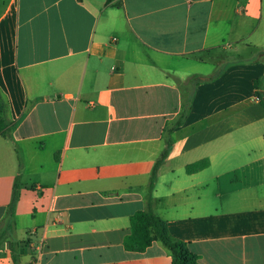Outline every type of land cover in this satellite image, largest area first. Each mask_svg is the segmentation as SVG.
<instances>
[{
	"label": "crops",
	"instance_id": "1",
	"mask_svg": "<svg viewBox=\"0 0 264 264\" xmlns=\"http://www.w3.org/2000/svg\"><path fill=\"white\" fill-rule=\"evenodd\" d=\"M262 52L264 0H0V264H171L123 247L147 209L199 264H264Z\"/></svg>",
	"mask_w": 264,
	"mask_h": 264
},
{
	"label": "trees",
	"instance_id": "2",
	"mask_svg": "<svg viewBox=\"0 0 264 264\" xmlns=\"http://www.w3.org/2000/svg\"><path fill=\"white\" fill-rule=\"evenodd\" d=\"M260 55H264L262 52ZM260 81L253 82L255 88V98L264 109V93L259 92ZM190 108L188 98H183L181 112L178 119L168 127V133L182 124L186 113ZM10 131V124L7 119V104L0 95V136L7 137ZM264 140V135H263ZM170 145V141H168ZM164 156V155H163ZM208 160H200L186 167L187 174H193L205 169ZM159 163L157 162L150 174L148 184V199H151V191L157 177ZM20 185L14 183L8 209L14 212L19 199ZM153 242H159L166 248L171 256V264H199L198 256L193 254L187 243L175 239L169 232L165 221L155 215L150 209L138 211L130 217V233L123 239V247L126 251L140 253L147 249Z\"/></svg>",
	"mask_w": 264,
	"mask_h": 264
}]
</instances>
